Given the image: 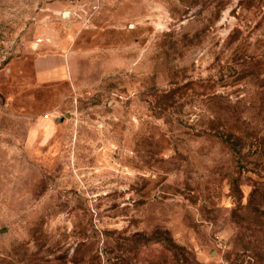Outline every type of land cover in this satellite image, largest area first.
Segmentation results:
<instances>
[{"label": "rangeland", "instance_id": "1", "mask_svg": "<svg viewBox=\"0 0 264 264\" xmlns=\"http://www.w3.org/2000/svg\"><path fill=\"white\" fill-rule=\"evenodd\" d=\"M0 264H264V0H0Z\"/></svg>", "mask_w": 264, "mask_h": 264}, {"label": "crops", "instance_id": "2", "mask_svg": "<svg viewBox=\"0 0 264 264\" xmlns=\"http://www.w3.org/2000/svg\"><path fill=\"white\" fill-rule=\"evenodd\" d=\"M44 58L39 59V62L42 61ZM55 61H57L56 63L53 62V64H55L57 67H53L52 69H41V68H37L36 72H35V78L39 83H45V82H49V81H53L55 79H59L61 76L63 77V70L60 66V64L58 65V58H53ZM46 60L50 61V63L52 64V60L51 58H46ZM53 64L51 66H53Z\"/></svg>", "mask_w": 264, "mask_h": 264}, {"label": "trees", "instance_id": "3", "mask_svg": "<svg viewBox=\"0 0 264 264\" xmlns=\"http://www.w3.org/2000/svg\"><path fill=\"white\" fill-rule=\"evenodd\" d=\"M169 250H171V251H173V252L175 253V251H176V247L170 245V246H169Z\"/></svg>", "mask_w": 264, "mask_h": 264}, {"label": "water", "instance_id": "4", "mask_svg": "<svg viewBox=\"0 0 264 264\" xmlns=\"http://www.w3.org/2000/svg\"><path fill=\"white\" fill-rule=\"evenodd\" d=\"M67 15H69V11H64V12H62V16H63V17H66ZM131 27H132V25H131Z\"/></svg>", "mask_w": 264, "mask_h": 264}, {"label": "bare ground", "instance_id": "5", "mask_svg": "<svg viewBox=\"0 0 264 264\" xmlns=\"http://www.w3.org/2000/svg\"><path fill=\"white\" fill-rule=\"evenodd\" d=\"M70 13V12H69Z\"/></svg>", "mask_w": 264, "mask_h": 264}]
</instances>
